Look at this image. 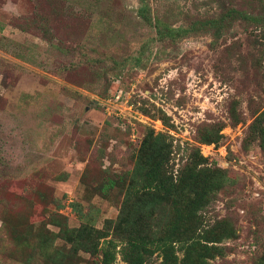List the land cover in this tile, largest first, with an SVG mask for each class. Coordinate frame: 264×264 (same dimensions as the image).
I'll list each match as a JSON object with an SVG mask.
<instances>
[{
    "label": "rangeland",
    "instance_id": "obj_1",
    "mask_svg": "<svg viewBox=\"0 0 264 264\" xmlns=\"http://www.w3.org/2000/svg\"><path fill=\"white\" fill-rule=\"evenodd\" d=\"M260 13L264 0H0V264H102L112 234L98 253L62 235L118 219L151 130L169 135L175 178L196 148L228 173L202 217L231 235L207 264L264 260ZM207 124L218 144L200 141Z\"/></svg>",
    "mask_w": 264,
    "mask_h": 264
},
{
    "label": "trees",
    "instance_id": "obj_2",
    "mask_svg": "<svg viewBox=\"0 0 264 264\" xmlns=\"http://www.w3.org/2000/svg\"><path fill=\"white\" fill-rule=\"evenodd\" d=\"M260 14L249 19L264 26V13ZM169 28L160 27L159 31L181 34L189 31L182 26ZM222 127L215 124L199 127L200 141L218 144L223 138ZM254 127L264 149V118L257 117ZM168 139L169 135L164 132L156 134L151 130L146 135L136 167L132 170L137 180L125 194L118 219L109 221L106 232L79 228L73 230L77 231L76 238L63 233L62 236L73 243L75 251L84 249L98 253L99 238L112 234L113 237L106 239L108 245L102 249V264L114 263L118 252L124 264H154V255L162 258L159 264H207L209 258L222 252L221 247L210 242L230 236L232 229L229 225L220 230L206 228L202 211L215 192L228 181V173L219 166H212L196 148L175 178L169 169L173 143ZM115 185L116 180L110 179L104 188L109 190ZM134 206L148 212L134 214ZM158 216L165 220L156 223ZM61 230L67 229L62 226ZM119 244L121 248L117 251ZM56 258L53 262L61 264ZM256 264H264V260H258Z\"/></svg>",
    "mask_w": 264,
    "mask_h": 264
}]
</instances>
